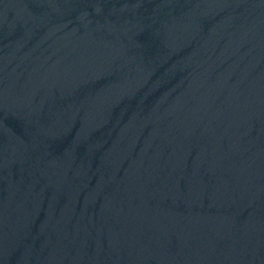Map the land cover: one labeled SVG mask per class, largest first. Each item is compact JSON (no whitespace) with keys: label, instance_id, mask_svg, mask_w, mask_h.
<instances>
[{"label":"water","instance_id":"obj_1","mask_svg":"<svg viewBox=\"0 0 264 264\" xmlns=\"http://www.w3.org/2000/svg\"><path fill=\"white\" fill-rule=\"evenodd\" d=\"M0 264H264V0H0Z\"/></svg>","mask_w":264,"mask_h":264}]
</instances>
